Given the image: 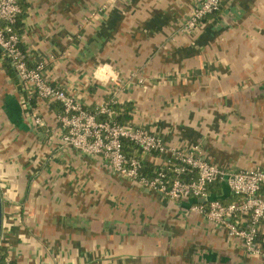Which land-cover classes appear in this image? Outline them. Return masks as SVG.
Wrapping results in <instances>:
<instances>
[{
  "label": "crops",
  "instance_id": "crops-1",
  "mask_svg": "<svg viewBox=\"0 0 264 264\" xmlns=\"http://www.w3.org/2000/svg\"><path fill=\"white\" fill-rule=\"evenodd\" d=\"M200 2L20 0L21 47L88 110L129 107L126 124L169 147L198 146L230 172L264 169V0H224L188 33ZM61 111L23 88L0 52V251L8 264H264L193 211L198 201H172L66 147ZM134 154L158 168L168 159ZM222 184L212 198L236 202Z\"/></svg>",
  "mask_w": 264,
  "mask_h": 264
},
{
  "label": "built area",
  "instance_id": "built-area-1",
  "mask_svg": "<svg viewBox=\"0 0 264 264\" xmlns=\"http://www.w3.org/2000/svg\"><path fill=\"white\" fill-rule=\"evenodd\" d=\"M224 0H201L185 23L188 33L197 32L203 22L221 11ZM22 13L20 0H0V52L9 60L23 88L40 99L61 105L58 122L62 128L61 139L66 147L87 156L100 157L118 176L138 183L172 201L194 199L198 204L193 211L204 214L211 222L225 226L237 238L244 250L253 256H263L257 242L264 222V169L230 172L207 162L200 156V148L172 147L145 128L129 124L120 125L100 116L113 115V103L92 112L74 97L52 85L44 77L45 64L30 65L21 47V38L13 31ZM40 126L43 122L36 119ZM125 142L132 143L144 154L168 156L164 167L153 178L141 174L143 163L136 155L125 153ZM172 173L173 176L170 174ZM193 175L190 181L181 176ZM216 182L226 183L237 201L225 204L213 199L210 187ZM202 200L203 202H199ZM0 264H8L0 255Z\"/></svg>",
  "mask_w": 264,
  "mask_h": 264
},
{
  "label": "trees",
  "instance_id": "trees-1",
  "mask_svg": "<svg viewBox=\"0 0 264 264\" xmlns=\"http://www.w3.org/2000/svg\"><path fill=\"white\" fill-rule=\"evenodd\" d=\"M21 9H22V7H21ZM23 19H24V13H23V10H22V13L18 16L17 21H16V23L13 26V31L20 38H21V30H22V27H23ZM7 61L10 64V61L9 60H7ZM111 109L113 111V115L111 117L100 116L99 119L101 121L110 120L111 122L118 123L120 125H125L127 122H129L131 120V114H130L132 112L131 108L125 107L124 108L125 111L123 113L121 111V107H118V106L113 105ZM117 113H120V114L117 115ZM124 146H125V153L127 155H136V154H134V148H136V149H138V148L135 147L132 143L125 142L124 143ZM136 156H138V155H136ZM142 163H143V168L141 170V174L143 176H146L148 178H153L154 175H155V173L158 172V171H160V168L154 167L152 164L144 163L143 161H142ZM170 175L173 176L172 173ZM191 177H193V175L184 174V175L181 176L182 180L184 179L185 181H190V178ZM222 185H223L222 183L216 182L214 185H212L210 187V192H212L215 195H219L220 194V187H222ZM257 242L259 244H261L262 250H264V239L262 238V236H260V235L258 236ZM1 254L2 253L0 251V255Z\"/></svg>",
  "mask_w": 264,
  "mask_h": 264
},
{
  "label": "water",
  "instance_id": "water-1",
  "mask_svg": "<svg viewBox=\"0 0 264 264\" xmlns=\"http://www.w3.org/2000/svg\"><path fill=\"white\" fill-rule=\"evenodd\" d=\"M199 202H203L200 200ZM2 226H3V206H2V197H1V191H0V237L2 232Z\"/></svg>",
  "mask_w": 264,
  "mask_h": 264
}]
</instances>
